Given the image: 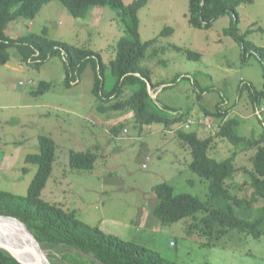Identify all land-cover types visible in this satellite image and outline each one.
Segmentation results:
<instances>
[{
	"label": "rangeland",
	"instance_id": "374dc122",
	"mask_svg": "<svg viewBox=\"0 0 264 264\" xmlns=\"http://www.w3.org/2000/svg\"><path fill=\"white\" fill-rule=\"evenodd\" d=\"M122 1L129 5L133 0ZM236 12L241 41L264 49V0H251L237 7ZM120 13L109 7H96L87 20H81L71 17L60 3L50 2L32 22L9 24L6 34H43L48 39L98 53L103 65V91L107 92L115 83L110 62L115 58L116 43L128 36V20L123 21ZM137 18L140 40L157 38L140 63L149 69L151 84L157 85L151 87L150 101L158 109L180 111L184 119L198 120L202 108L214 111L221 102V107L231 109L226 119H239L238 135H260L262 125L252 109L247 88L263 90L264 68L254 56L243 62L241 44L226 34L231 20L236 22L234 16L218 18L209 29H195L188 20V0H148L138 10ZM167 27L172 34L160 37ZM172 45L198 53L200 58L189 60ZM43 81L50 84V89L39 96L31 95ZM93 81L91 63L70 86H65L59 57L34 67L20 63L18 51L9 49V62L0 66V191L16 196L27 194L37 169L25 159L39 153L38 137L45 136L55 144V161L41 191L44 201L74 211L79 220L92 227L118 230L126 240L169 262L264 264V236L254 239L230 232L220 246L207 247L201 245L207 244L206 236H187V219L163 225L153 216L158 204L152 192L154 186L167 184L175 194L205 201L207 182L190 171V146L178 138L176 131L168 132L158 124L140 131L132 112L113 114L109 107L128 98L133 89L125 88L119 99L101 100L92 93ZM259 106L264 118V99ZM169 110L165 112L169 114ZM208 122L213 125L211 130L193 124L183 131L196 132L201 138L211 137V158L222 160L235 152L236 171L228 182L230 191L238 198L249 199L253 190L248 172H252L255 149H235L226 139L216 136L223 122L212 117H208ZM119 125L127 132L115 143L111 129ZM71 152L94 153L93 169H72ZM262 206L264 200L259 199L250 207ZM250 207H238L237 215L252 217L253 213L247 212ZM214 242L212 238L209 241ZM61 255L42 251L48 264H70Z\"/></svg>",
	"mask_w": 264,
	"mask_h": 264
},
{
	"label": "trees",
	"instance_id": "16d2710c",
	"mask_svg": "<svg viewBox=\"0 0 264 264\" xmlns=\"http://www.w3.org/2000/svg\"><path fill=\"white\" fill-rule=\"evenodd\" d=\"M250 1L188 0V20L195 29H209L218 18L225 15L230 18L234 16L236 22L234 19L231 20V26L226 30V34L241 44L243 62H246L250 56H254L264 68V49L246 43L245 40L243 43L237 35L236 8ZM50 2L60 3L75 19L87 20L92 9L109 7L119 10L123 21L128 20L125 23L128 36L121 37L117 41L115 58L110 62L115 83L109 91H103V65L98 53L48 39L43 34L28 33L14 38L6 34L9 24L17 21L22 23L33 21L41 8ZM147 2L148 0H133L129 5H124L122 0H0V66L9 62L10 48L18 51L21 63L34 67H39L50 58L57 56L63 64L64 85L70 86L91 63L94 70L92 93L96 98L119 99L125 88H131L133 91L128 98L115 102L109 108L113 112H132V118L140 131L151 124L162 125L165 130L171 129L185 121L184 114L175 110H173L176 112L175 115L168 114L165 110L169 109L165 107L158 109L150 101L147 83L151 84V74L149 69L140 63L146 57L148 49L157 42V38L143 42L138 34L137 12ZM171 34L172 29L167 27L162 30L160 37ZM171 47L185 53L189 60L200 58L198 53L174 45ZM155 86L157 85L151 84L152 88ZM36 88L30 92L31 95H42L50 89V84L43 81ZM247 89L252 101V109L254 111L260 109L259 102L264 99V83L261 91H256L251 86ZM202 111L207 118L222 120L223 124L216 134L217 137L226 139L235 149H255L252 172H248L249 186L253 190L251 197L238 198L230 191L231 186L228 182L236 171L235 152L222 160L211 158L208 155L213 142L211 137L201 138L196 132L186 133L178 130V138L187 143L191 149L190 171L207 182V198L201 201L198 197L188 194H175L170 185L159 184L152 188L158 202L152 214L163 225L187 219L188 224L185 229L187 236H195L198 239L206 236L209 239L207 244L203 243L202 246H220L230 232L244 233L259 239L264 236V206L257 209L250 206L259 199L264 200V118L261 117V113L256 114L263 130L260 135L246 137L236 132L239 119H226L231 109L221 107V102L214 111L203 108ZM111 131L112 135L117 136L122 131V125L112 128ZM38 147V154H29L25 159L28 164L35 165L37 169L27 194L16 196L0 191V216L12 217L21 222L42 251L62 253V260L68 259L70 264H178L163 259L158 253L133 241L122 240L113 234L105 233L96 226L92 227L83 223L74 211H66L58 205L44 201L41 198V191L50 177L55 161V144L50 138L39 136ZM95 157V154L90 152H71L70 167L75 170L90 171L93 169ZM242 206L250 207L247 212L253 213V216L239 217L237 208ZM9 220L26 232L22 225L12 219ZM0 222L8 226L5 219L0 218ZM14 228L25 239V235L16 227ZM29 238L34 246L33 240L30 236ZM211 238L216 242L210 244ZM0 264L21 263L0 249Z\"/></svg>",
	"mask_w": 264,
	"mask_h": 264
},
{
	"label": "water",
	"instance_id": "95a60500",
	"mask_svg": "<svg viewBox=\"0 0 264 264\" xmlns=\"http://www.w3.org/2000/svg\"><path fill=\"white\" fill-rule=\"evenodd\" d=\"M136 76H139V75L136 74ZM147 90L151 96V84L150 83H147ZM175 113L176 112L170 111L169 114L174 115ZM0 217H5V216H0ZM5 218L12 219V220L16 221L18 224L22 225L24 227V229L26 230V232L28 233V235L33 240L34 247L29 246V245H23V246L17 247L15 244L8 243V241H6L4 239H0V249L6 251L12 258H14L17 262H19L21 264H44V262L42 260H41L42 261L41 262L36 257V254H37L39 256V258H41L42 250L39 248V245L37 244V242L35 241V239L31 235V233L27 230V228L21 222L16 220L15 218H12V217H5ZM45 262H47V261H45ZM46 264H48V262Z\"/></svg>",
	"mask_w": 264,
	"mask_h": 264
},
{
	"label": "bare ground",
	"instance_id": "6f19581e",
	"mask_svg": "<svg viewBox=\"0 0 264 264\" xmlns=\"http://www.w3.org/2000/svg\"><path fill=\"white\" fill-rule=\"evenodd\" d=\"M0 218L5 219L7 221V224H8V226H7V225H4L0 222V239H4V240L8 241V243L15 244L17 247L23 246V245H29V246L34 247L33 244L31 243L30 238L27 235V233L24 230H22L19 225L13 223L12 221H10L9 219H7L5 217H0ZM13 226L16 227L18 230H20V232H22L25 235V239ZM36 257L40 261L42 260L44 262V264L47 263V262H45L43 256H41V258H39V256L36 254Z\"/></svg>",
	"mask_w": 264,
	"mask_h": 264
},
{
	"label": "built area",
	"instance_id": "2783aa9c",
	"mask_svg": "<svg viewBox=\"0 0 264 264\" xmlns=\"http://www.w3.org/2000/svg\"><path fill=\"white\" fill-rule=\"evenodd\" d=\"M261 108L256 112V114H260ZM196 124L198 126H203L204 128H206L207 130H211L213 128V125L211 123L208 122V118L205 117L204 114L200 115V117L198 118V120H193L190 118L185 119L184 122H182L181 124L177 125V126H173L171 129H168L166 131H178V130H184L185 128L189 129L191 127V125ZM126 129H123L122 133H126ZM113 135L112 138L114 140V142H118L120 139V135ZM171 245H173V243L171 242Z\"/></svg>",
	"mask_w": 264,
	"mask_h": 264
},
{
	"label": "crops",
	"instance_id": "0c3cea01",
	"mask_svg": "<svg viewBox=\"0 0 264 264\" xmlns=\"http://www.w3.org/2000/svg\"><path fill=\"white\" fill-rule=\"evenodd\" d=\"M46 6V5H45ZM14 38V37H13ZM52 58H50L48 61H50ZM21 63V62H20ZM155 84V83H154ZM156 85V84H155ZM124 95V94H123ZM113 101V100H112ZM111 101V102H112ZM101 112H102V110H100ZM180 112V111H179ZM180 113H182V112H180ZM101 114V113H100ZM113 114L114 115H118V116H120L119 115V113H117V112H113ZM101 115H103L104 116V114H101ZM107 116H109V115H106V116H104V117H107ZM102 231H104L105 233H109V234H113V235H115V236H117V237H119L120 239H122V240H125V241H128V240H126L122 235H121V233L117 230H106V229H101Z\"/></svg>",
	"mask_w": 264,
	"mask_h": 264
},
{
	"label": "clouds",
	"instance_id": "9594fccd",
	"mask_svg": "<svg viewBox=\"0 0 264 264\" xmlns=\"http://www.w3.org/2000/svg\"><path fill=\"white\" fill-rule=\"evenodd\" d=\"M31 22H32V21H31ZM258 110H259V109H257L255 112H257ZM126 131H127V130H126ZM119 134H121V133H119ZM119 134H118V135H119ZM112 136H113V135H112Z\"/></svg>",
	"mask_w": 264,
	"mask_h": 264
}]
</instances>
